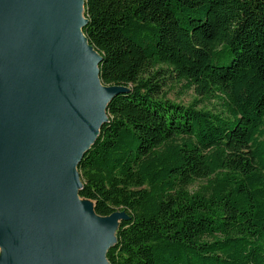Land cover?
I'll list each match as a JSON object with an SVG mask.
<instances>
[{
  "label": "trees",
  "instance_id": "obj_1",
  "mask_svg": "<svg viewBox=\"0 0 264 264\" xmlns=\"http://www.w3.org/2000/svg\"><path fill=\"white\" fill-rule=\"evenodd\" d=\"M82 16L100 82L127 90L76 168L97 215L124 213L107 264H264V0H83ZM168 76L198 98L160 96Z\"/></svg>",
  "mask_w": 264,
  "mask_h": 264
},
{
  "label": "water",
  "instance_id": "obj_2",
  "mask_svg": "<svg viewBox=\"0 0 264 264\" xmlns=\"http://www.w3.org/2000/svg\"><path fill=\"white\" fill-rule=\"evenodd\" d=\"M83 0H0V264H107L122 212L99 216L76 170L127 90L99 80Z\"/></svg>",
  "mask_w": 264,
  "mask_h": 264
},
{
  "label": "rangeland",
  "instance_id": "obj_3",
  "mask_svg": "<svg viewBox=\"0 0 264 264\" xmlns=\"http://www.w3.org/2000/svg\"><path fill=\"white\" fill-rule=\"evenodd\" d=\"M161 91L160 96L165 97L166 99L180 103L184 106H187L193 102L194 99L198 98L195 95L192 89L184 90L183 83L177 82L173 77L162 78L160 81ZM212 103H200L197 105L198 108H211ZM201 182V181H200ZM198 182V183H200ZM10 250V247H1L0 246V258L5 256Z\"/></svg>",
  "mask_w": 264,
  "mask_h": 264
}]
</instances>
